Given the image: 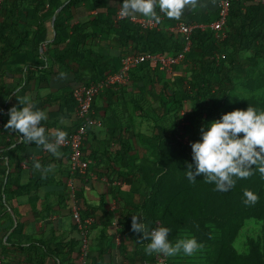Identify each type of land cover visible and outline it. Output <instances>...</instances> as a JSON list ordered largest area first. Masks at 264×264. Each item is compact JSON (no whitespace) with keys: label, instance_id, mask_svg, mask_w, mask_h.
Returning a JSON list of instances; mask_svg holds the SVG:
<instances>
[{"label":"trees","instance_id":"obj_1","mask_svg":"<svg viewBox=\"0 0 264 264\" xmlns=\"http://www.w3.org/2000/svg\"><path fill=\"white\" fill-rule=\"evenodd\" d=\"M120 3L121 0H1L0 78L7 73L17 74L22 83L18 90L0 83V197L4 196L6 205L12 207L11 199L31 188L30 184L15 181L22 173L18 164L33 150L42 148L34 142L19 140L17 132L4 127L10 104L18 107V100L29 96L38 109L47 113L40 122L45 134L61 129L68 135L81 121L75 114L74 87L117 71L127 53L182 52V61L174 64L170 72L148 61L129 70L128 79L136 90L131 96V114L149 131L134 134L146 147L142 154L131 157L129 153L132 136L125 126L130 120L123 111L126 86L105 84L92 99L90 116L99 120L100 125L87 128L82 149L89 132L106 125L112 115L124 131L116 139L111 137L119 150L107 152L127 160L115 169L121 183L111 184L96 206L79 205L76 188L80 218L91 216L97 220L94 224L99 225L92 237L91 226L88 227L84 264H106L105 255L107 264L153 260L156 253L144 251L147 237L131 229L132 216L140 217L148 230L153 226L168 227V239L173 243L194 236L202 245L191 255L182 251L173 256L162 253L166 264H264V176L253 166L249 177H234V185L220 191L204 176L189 180L186 174L192 163L190 142L200 138L203 122L248 105L264 109V4L231 0L223 26L225 37L219 39L210 27L195 26L185 49L186 40L180 32L170 29L172 26L145 27L132 21L131 15L119 16ZM82 8L84 17L72 23L76 10ZM155 11L162 16L161 22L173 26L180 20L208 24L217 17L216 10L194 9L186 18L179 19L168 18L158 6ZM42 45L45 48L40 52ZM53 67L55 74L50 76L52 73L46 70ZM38 79L47 80V97L39 96L35 83ZM61 115L71 125L58 122ZM33 169L32 164V177ZM64 171L67 178L68 156ZM244 189L257 195L254 203H245ZM112 198L113 207L109 201ZM62 201L64 205L68 203L74 219L69 193ZM16 223L13 233L21 236L22 225L20 221ZM73 230L72 238L57 241L56 246L28 237L31 247L26 251L18 240L15 243L21 248L23 260L30 264H50L51 257L57 258L59 264H78L82 236L77 223ZM116 236L120 241L113 246ZM91 251L95 254L91 255ZM5 252L6 249L1 250L0 262ZM23 260L19 264H24Z\"/></svg>","mask_w":264,"mask_h":264},{"label":"crops","instance_id":"obj_2","mask_svg":"<svg viewBox=\"0 0 264 264\" xmlns=\"http://www.w3.org/2000/svg\"><path fill=\"white\" fill-rule=\"evenodd\" d=\"M216 2L217 0H197L196 7H186L180 18H186L187 15L194 11V9H196L197 12H215L217 5ZM58 10L59 8L55 11V13ZM84 15L85 11L83 8L76 10V15L72 23L77 22L78 18H83ZM133 16L142 18L143 20L152 19L151 17H145L139 13H136ZM161 20L162 19L160 18L159 23L156 22L155 27H161L162 25L164 28L167 29L168 27L169 29L173 26V24H170L169 22L163 23ZM181 21L182 20L178 22ZM44 48L45 46L42 45L40 52H43ZM47 65L48 64L46 63L45 66ZM46 71L50 72L49 74L52 73L50 76L55 74L54 67L53 69H48ZM0 83H5L8 87H15V90H18L21 86L19 83L22 82L19 80V75L7 73L6 77L0 78ZM35 83H38V85H36V88L38 87V91L37 89L36 91L39 93V96L45 95V97H47L48 95L45 93L47 90L44 87L47 84V80L38 79V82ZM122 86H126L125 90L127 91V93H124L125 110L123 111L130 120V124H127L125 128H127L128 134L132 136V138L130 137L131 149L129 153L131 157H135L139 153L142 154L146 149L143 142L139 141L138 137H135V135L141 133L144 134L146 131L149 133V131L143 123H139V119L133 117L131 114L133 110L131 96H133V94L135 95L136 90L132 89L133 87L129 79ZM115 100L116 97L113 96V102ZM122 100L123 98L120 99V101ZM12 106L14 105L10 104V108ZM40 110H42V108ZM42 111H44V109ZM64 117L61 115L58 122L61 124L71 125L69 122L70 120ZM110 118L112 122L109 119L106 125L98 126L97 129L90 131L86 137L83 152L86 158L90 161L88 165L89 167L85 176L75 178V185L79 193V205L81 203H85L90 207L96 206L99 204L101 194L107 192V188H109L111 184L121 183L120 180L116 178L117 173L115 169H118L120 165H124L127 158L124 156L120 157L119 155L114 156L113 154H108L109 152H107V149L108 151L116 149L119 150L118 143L111 141V137H113L112 139L118 138L124 130L121 128L122 126L117 119H113L114 117L112 115ZM114 129L116 132H114ZM20 139L21 138H19V140ZM64 149L58 148V155H53L42 147L40 151L33 150L26 158L19 162L18 165L20 169H22V173L17 176L15 181L22 184H30L29 187L31 188L28 191L20 193L16 198H12V207L6 205L4 196L0 197V252L2 249H6L5 254L1 255V262L6 261L7 264H19V260H23L24 257L19 254L21 248L15 243L17 240L21 247H24L23 250L27 251V248L31 247L30 240L38 242V239H40L43 240L45 244L47 242L50 246H56L57 241L64 242L65 240L72 238L75 234L73 226L76 222L69 213L68 203L64 205L62 201L63 197H65V193H69L66 184L67 178H65L64 171L68 155L67 149ZM34 160L40 162L41 168L33 169L32 174H34V177H32L29 170L30 166L34 164ZM46 168L49 170L45 172L44 169ZM11 170L14 171L13 166H11ZM36 172H40V174H36ZM109 201L111 203V207H113L114 199L112 198ZM93 220V224L91 223L90 225L91 237L94 236L99 229V225L94 224L97 220L94 218ZM17 221H20L22 225L21 230H23V233L21 236L13 233V229L16 226ZM112 222L114 223V221ZM115 238L113 246L118 244ZM62 252L63 250L60 253ZM92 254H95V252L91 251V255ZM112 260L115 262L116 258L113 257ZM104 261L107 264L109 261L108 255H105ZM21 262H24V264H30L24 260ZM48 263L59 264L60 261L55 257H51L48 258Z\"/></svg>","mask_w":264,"mask_h":264},{"label":"clouds","instance_id":"obj_3","mask_svg":"<svg viewBox=\"0 0 264 264\" xmlns=\"http://www.w3.org/2000/svg\"><path fill=\"white\" fill-rule=\"evenodd\" d=\"M196 5L197 0H121L120 15L139 13L159 23L160 17L155 11L157 6L168 18L179 19L186 7L194 8ZM18 102V107L14 105L9 108L4 127L17 132L22 140L34 142L58 155L66 132L56 129L46 135L40 123L46 119V113L38 109L27 95ZM49 136L53 139L50 140ZM199 136L198 140L190 142L192 163L188 165L186 173L189 180L204 176L207 182L215 184L217 190L227 191L234 185V177H249L253 166L264 176V109L258 110L248 105L243 109L222 112L218 119L201 124ZM33 167L40 169V162L35 161ZM48 170L44 169L45 172ZM243 195L245 203H254L258 198L249 189H244ZM131 229L147 237L144 251L148 254L155 252L173 256L182 251L185 255H191L202 247L194 236H185L173 243L168 239V227L158 226L149 231L138 216L131 217Z\"/></svg>","mask_w":264,"mask_h":264},{"label":"built area","instance_id":"obj_4","mask_svg":"<svg viewBox=\"0 0 264 264\" xmlns=\"http://www.w3.org/2000/svg\"><path fill=\"white\" fill-rule=\"evenodd\" d=\"M264 4V0H254ZM1 2V0H0ZM231 0H218L216 5V18L208 24L199 23V24H187L184 22H178L175 26H172L170 29L180 32L183 36V39L186 40V47L188 48L189 44V35L192 28L199 27L205 28L210 27L216 37L222 39L225 37L226 33L223 31V26L225 24ZM119 16L120 12L118 13ZM130 19L134 22L140 23L145 27H155L156 21L153 19L143 20L136 16L131 15ZM183 59V53L180 52L177 55H164L161 53H150V52H137V53H127L121 58V65L119 69L113 73L108 74L105 78L100 79L96 82H90L88 84H82L74 87L72 91L73 98L76 101L75 114L81 120L79 125L75 128L73 132L66 135L61 147L67 149L68 163H69V176L67 177V188L72 199L71 211L74 217L75 222L78 224V228L81 230L82 243L80 246V254L78 257V264H84L85 258L88 254L87 251V232L88 227L93 222L92 217H85L84 219L80 218L79 205L75 199L76 185L75 178L86 175L89 165V160L85 157L82 145H83V136L86 134L87 128L90 125H100L99 120L93 119L90 114L91 102L93 97L104 87L105 84H116L122 85L128 81L129 70L135 67L137 64L148 61L152 65H158L159 69L170 72L174 64L179 63ZM153 226L149 229L155 228ZM116 242L119 243V237L115 238ZM0 264H2L0 262ZM120 264H127L122 262ZM132 264H166L165 257L162 253H156L153 260H136Z\"/></svg>","mask_w":264,"mask_h":264},{"label":"water","instance_id":"obj_5","mask_svg":"<svg viewBox=\"0 0 264 264\" xmlns=\"http://www.w3.org/2000/svg\"><path fill=\"white\" fill-rule=\"evenodd\" d=\"M54 15H55V13L53 14V17H52V19H54Z\"/></svg>","mask_w":264,"mask_h":264}]
</instances>
